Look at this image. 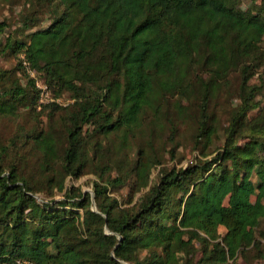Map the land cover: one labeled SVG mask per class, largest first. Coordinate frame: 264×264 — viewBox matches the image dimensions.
I'll return each instance as SVG.
<instances>
[{"label": "trees", "instance_id": "1", "mask_svg": "<svg viewBox=\"0 0 264 264\" xmlns=\"http://www.w3.org/2000/svg\"><path fill=\"white\" fill-rule=\"evenodd\" d=\"M59 2L47 26L24 22L28 32L0 48L34 71L22 59L19 77L0 70V121L20 108L47 119L0 144V264H232L250 248L264 259L263 80L250 82L264 65V0L248 9L238 0ZM6 27L0 20V39ZM36 81L71 102L39 107ZM189 127L199 158L162 167L165 141L177 146ZM18 143L31 144L41 178L26 163L4 168ZM87 172L93 194L65 185ZM127 184L122 205L110 189Z\"/></svg>", "mask_w": 264, "mask_h": 264}, {"label": "rangeland", "instance_id": "2", "mask_svg": "<svg viewBox=\"0 0 264 264\" xmlns=\"http://www.w3.org/2000/svg\"><path fill=\"white\" fill-rule=\"evenodd\" d=\"M254 0H238L239 5L243 9L252 8ZM63 5L59 0H0V20H5L7 23V29L5 33L1 36L0 39V48L4 46L6 38L9 36L10 41L21 39L23 33L28 31L23 30L24 27L22 23L24 22H33L32 25L34 28H40L47 26L53 15H58L61 13ZM264 49V43H263ZM23 54L15 55L10 51L1 52L0 51V70H6L9 72V77L17 78L19 77V72L16 70L17 63ZM261 77L262 79H259ZM262 81V92L257 97L261 104H264V65L257 70V74L251 79L252 84H260ZM10 79H6L5 84H9ZM237 80L234 79V89L236 88ZM21 84H24V81L21 80ZM61 102L65 105L71 102L68 94H64L59 98ZM230 98L224 96L219 101V111H217V116L220 120V126L223 128V125H226V112L225 109ZM235 101H231V104H234ZM256 111L253 110L250 113V116H253ZM58 115V114H57ZM59 116V115H58ZM58 116H54V119L57 121ZM37 122L41 124L42 127H46L47 119L45 117H38L34 112H28L24 108L19 109L18 116L15 118H2L0 121V144H9L10 138L14 136L16 130L20 125L22 128H30L34 126ZM182 129L181 136L177 138V146L171 144V142H166V137L168 135V129H164L165 133L162 134L157 140L156 144L161 145L165 141V155L163 157L162 167H185L187 164L194 163L198 158V150L194 149V142L192 139V127L187 128L183 131ZM223 133L220 129L218 137L214 139V144H212L210 150H216L222 142ZM139 144H143L142 141H138ZM31 144H21L18 143L15 148L11 149L9 154L5 157L3 161V166L6 169L11 162H17L18 164L25 165L24 170L29 173L31 171L36 178H41L39 171L37 170V158L36 155L30 154ZM135 148L133 147L130 150V155L135 156ZM170 153H169V151ZM28 153L31 155L29 156ZM175 154V155H174ZM212 153L210 156H212ZM161 166H157L152 170L150 176V183L157 182V172ZM253 174L252 179L255 181L256 178ZM96 177L92 173H85L79 178H66L65 185L67 187L73 186L83 192H88L93 194V185L92 180ZM63 192H55L52 196L55 199H61ZM110 194L117 198L120 204L128 205V201L132 197L131 184L124 185L123 187L117 189H110ZM45 192H41L39 197L48 198L45 196ZM139 193L135 195L138 196ZM134 197V199H135ZM219 232L223 234L225 229L219 227ZM257 239L260 240L261 248L264 250V219L260 223V226L256 232ZM232 264H264V259H262L256 249L250 248L245 250L243 254H239L235 261Z\"/></svg>", "mask_w": 264, "mask_h": 264}, {"label": "built area", "instance_id": "3", "mask_svg": "<svg viewBox=\"0 0 264 264\" xmlns=\"http://www.w3.org/2000/svg\"><path fill=\"white\" fill-rule=\"evenodd\" d=\"M21 59L24 69L30 74V76L34 77V71L31 69L29 62L25 59L24 56H22ZM36 87L39 90L37 99L39 107L45 104H49L50 102L64 105L59 98H54L52 96L51 91L46 84L40 81H36ZM6 264H34V262L28 259H15L13 261L7 262Z\"/></svg>", "mask_w": 264, "mask_h": 264}]
</instances>
